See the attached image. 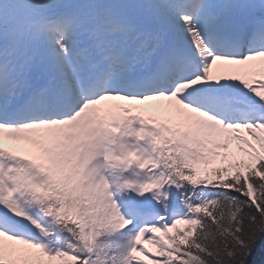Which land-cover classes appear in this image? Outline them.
Wrapping results in <instances>:
<instances>
[{"label": "snow or ice", "instance_id": "6c2138e0", "mask_svg": "<svg viewBox=\"0 0 264 264\" xmlns=\"http://www.w3.org/2000/svg\"><path fill=\"white\" fill-rule=\"evenodd\" d=\"M262 235L264 0H0V264H249Z\"/></svg>", "mask_w": 264, "mask_h": 264}, {"label": "trees", "instance_id": "16d2710c", "mask_svg": "<svg viewBox=\"0 0 264 264\" xmlns=\"http://www.w3.org/2000/svg\"><path fill=\"white\" fill-rule=\"evenodd\" d=\"M249 264H264V235H262L257 242L249 258Z\"/></svg>", "mask_w": 264, "mask_h": 264}, {"label": "bare ground", "instance_id": "6f19581e", "mask_svg": "<svg viewBox=\"0 0 264 264\" xmlns=\"http://www.w3.org/2000/svg\"><path fill=\"white\" fill-rule=\"evenodd\" d=\"M113 103H123V102H113Z\"/></svg>", "mask_w": 264, "mask_h": 264}]
</instances>
